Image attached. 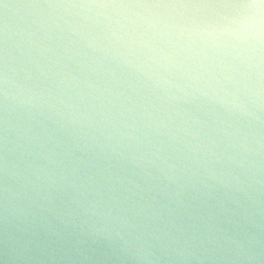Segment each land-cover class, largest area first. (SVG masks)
Segmentation results:
<instances>
[{
	"label": "clouds",
	"instance_id": "obj_1",
	"mask_svg": "<svg viewBox=\"0 0 264 264\" xmlns=\"http://www.w3.org/2000/svg\"><path fill=\"white\" fill-rule=\"evenodd\" d=\"M0 264H264V0H0Z\"/></svg>",
	"mask_w": 264,
	"mask_h": 264
}]
</instances>
